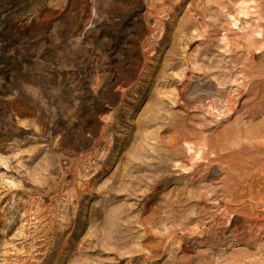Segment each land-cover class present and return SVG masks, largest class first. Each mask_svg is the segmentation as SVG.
<instances>
[{
	"label": "rangeland",
	"instance_id": "1",
	"mask_svg": "<svg viewBox=\"0 0 264 264\" xmlns=\"http://www.w3.org/2000/svg\"><path fill=\"white\" fill-rule=\"evenodd\" d=\"M0 264H264V0H0Z\"/></svg>",
	"mask_w": 264,
	"mask_h": 264
},
{
	"label": "bare ground",
	"instance_id": "2",
	"mask_svg": "<svg viewBox=\"0 0 264 264\" xmlns=\"http://www.w3.org/2000/svg\"><path fill=\"white\" fill-rule=\"evenodd\" d=\"M187 147H188V150L192 149L189 145H187Z\"/></svg>",
	"mask_w": 264,
	"mask_h": 264
}]
</instances>
